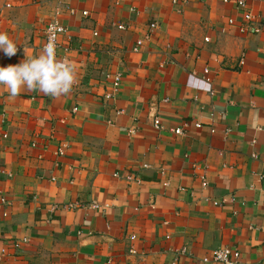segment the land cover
<instances>
[{
	"label": "crops",
	"instance_id": "obj_1",
	"mask_svg": "<svg viewBox=\"0 0 264 264\" xmlns=\"http://www.w3.org/2000/svg\"><path fill=\"white\" fill-rule=\"evenodd\" d=\"M236 1L0 0V66L57 18L78 70L0 86V264H264V0Z\"/></svg>",
	"mask_w": 264,
	"mask_h": 264
},
{
	"label": "clouds",
	"instance_id": "obj_2",
	"mask_svg": "<svg viewBox=\"0 0 264 264\" xmlns=\"http://www.w3.org/2000/svg\"><path fill=\"white\" fill-rule=\"evenodd\" d=\"M45 45L36 56L29 57L16 64L0 66V86L6 88L15 98L23 91H40L53 99L69 95L78 84V70L67 58H57L54 40ZM17 43L7 32L0 31V50L5 55L14 56Z\"/></svg>",
	"mask_w": 264,
	"mask_h": 264
},
{
	"label": "built area",
	"instance_id": "obj_3",
	"mask_svg": "<svg viewBox=\"0 0 264 264\" xmlns=\"http://www.w3.org/2000/svg\"><path fill=\"white\" fill-rule=\"evenodd\" d=\"M227 1V0H225ZM237 5L239 8L245 10L244 12V17L246 20H250L252 15L251 13L245 9V2L243 0H237L236 1ZM7 6H10L9 4H6ZM72 13H74V10H72ZM83 15L87 14L86 10L82 11ZM229 23H233V19L230 18L228 20ZM121 28L123 26H120ZM255 31H257L255 29ZM67 33V28L59 21V19L54 18L49 20L44 27V31H43V37H44V44H43V48L45 45L50 43V36L53 38L54 40V47H55V55L57 56V51L59 48H61L62 45V39L63 37L66 35ZM142 43L141 40H138L136 42V45L134 46L135 49L138 48V46ZM120 82V77L119 74H116L115 76H113V85L115 87V89H117L118 85ZM155 125L158 126L159 125V120L156 119L155 120ZM196 126H200L199 123H196ZM174 131L176 133H180L181 132V128H175ZM129 178V176H128ZM206 182L203 179L202 181V185H205ZM0 201L2 203H6V200L4 197L0 198ZM215 204H217L218 202H214ZM93 207H97V204H93ZM5 214V213H4ZM186 249L182 248L180 250V253L184 252ZM239 252L236 249L230 248V247H223V248H218V249H214L210 252V254L208 256H205L203 258L204 261H207L209 259L214 260L215 262H219L221 264H237L238 259H239ZM171 264H175V261L171 262Z\"/></svg>",
	"mask_w": 264,
	"mask_h": 264
}]
</instances>
